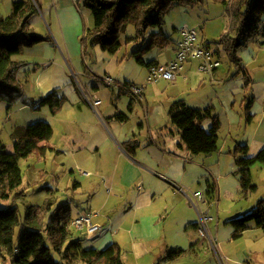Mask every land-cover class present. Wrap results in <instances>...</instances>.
Segmentation results:
<instances>
[{"label":"rangeland","instance_id":"374dc122","mask_svg":"<svg viewBox=\"0 0 264 264\" xmlns=\"http://www.w3.org/2000/svg\"><path fill=\"white\" fill-rule=\"evenodd\" d=\"M14 1L17 0H0V14L2 16H8L11 13ZM35 1L39 3V6L32 17V28L36 33L47 36L49 39L32 47L24 48L21 54L14 57L16 60L25 63L18 76L23 84L24 93L32 98L35 103L25 105L19 101L14 104L11 110H8L9 104L6 101H0V150L2 146H5L7 151H13L14 139L18 135L17 131L31 123L41 120L47 121L54 130L53 136L49 140L40 143V146H46L43 151L21 159L23 183L18 191L23 192V195L17 199V205L22 219H24L26 210L30 206H44L52 203V211H54L71 198L76 197L75 200L77 201L82 197L83 191L73 192L74 182H83L86 177L80 173L79 168L74 167V171H70L75 158L69 153L68 141H70L71 133L74 132V126L70 130L68 129L67 117L81 118L87 114L88 110L97 116L93 109L88 107V103H91L97 108L96 100H101L103 105L113 106L112 104L119 101L118 97H122L126 103H129L131 94L126 92L122 95L119 94L120 87L125 84L124 79L131 80V85L132 82H135L141 86L143 85L141 83L147 82L149 76L148 67L131 57L134 50H137L141 44H146L154 32L161 30L171 37L169 47L173 48L180 37L182 27L195 28L198 31L200 42L203 41L204 45L207 44L216 48L220 45L218 42L221 41L222 36L231 28L230 16L219 0H203L189 5L174 2L164 14L161 27L150 28L145 41L144 38L129 41L130 37L136 36L135 26L130 24L121 35L122 45L120 49L113 55L103 50L99 45H91L90 43L86 45L84 43L86 30L94 26V16L83 1L79 5L74 0L62 3H59L60 0ZM259 39L257 40L259 41ZM257 40L250 41L247 46L238 50V56L243 59L244 65L248 59L256 58V61L244 66L253 80L247 78L245 93L237 96L236 110L245 119L244 125H246L248 112L252 108L254 109L257 103H251L250 99L257 93L256 86L259 84L264 86V46L263 44L260 45ZM220 47V55H218L222 63L219 68L220 75L227 73L231 68L230 73L236 70V75L238 71L241 74L239 75L242 76V70L231 61L222 45ZM160 50L162 51L163 47L153 46L144 55L145 61L149 62L156 58ZM199 65L200 59L185 64V69L179 77H189L190 75L189 82L191 85L184 87V94H178L181 88H173L175 87L173 82L161 80L159 85L164 91L165 97L167 94L178 95L188 100L200 97L203 101L212 98L213 90H219L214 87L211 90L213 86L211 83H207L210 87L203 85L190 89L200 77L199 74H207L199 68ZM104 70L107 72L103 73ZM105 74L111 76L117 83L112 85L106 83L101 78ZM93 86L99 88L98 92H95L96 89ZM167 87L169 89L166 92ZM54 88L58 90L60 95L66 97L63 107L55 115L52 114L49 106H39L37 103L42 96ZM148 95V100L154 98L155 94L152 89L149 90ZM133 97L137 99L136 102L140 103L139 98ZM241 103L244 104L242 107L240 106ZM215 104L217 103L215 102ZM79 107L82 108L81 112ZM66 118L67 120H65ZM260 132L264 135V122L261 124ZM232 135L236 137L235 134ZM223 139L224 136L221 135V145ZM232 152L228 160L234 164ZM224 171L226 175L224 174V180H221L222 195L220 196L217 190L212 197H208V202L205 203L207 206L209 202L212 203L209 211L211 219L207 221V228L213 243L210 237H203L199 231L191 230L199 239L198 253L197 255L186 254L176 260L174 264H264L263 229L257 227L252 221L243 235L236 238L234 237L235 227L229 221L234 216L254 209L261 201L264 204V163L253 165L251 169L252 179L257 187L247 194L242 191L238 173L233 174L229 167L224 168ZM91 179L93 180L95 177L92 176L87 182H92ZM50 187H57L60 190L53 192ZM82 199L86 200L87 197L83 195ZM10 203V199H0V207L2 208L7 207ZM71 205L72 213L75 214L77 205ZM90 205L95 206V203ZM83 206L87 207V204L83 203ZM91 212L93 213V224L101 228L102 224L100 223H102L103 216L95 217L94 213L99 214V210L94 209V207H92ZM51 213L49 212L44 216L48 217ZM77 216H73V219ZM108 227L105 225L106 230L98 232V237H94L91 241L85 239L84 245L89 248L92 246L98 249L105 248L110 243L106 241H110V238L114 239L108 234ZM71 231L75 237L84 238L86 234L85 229L81 232L74 225H71ZM18 233L17 231V236ZM178 238L180 239L172 242V247H189L190 244L185 237ZM0 264L10 263L8 259L0 258Z\"/></svg>","mask_w":264,"mask_h":264},{"label":"crops","instance_id":"0c3cea01","mask_svg":"<svg viewBox=\"0 0 264 264\" xmlns=\"http://www.w3.org/2000/svg\"><path fill=\"white\" fill-rule=\"evenodd\" d=\"M62 2L68 0H60L59 3ZM180 39L181 36L173 48L169 47L170 43L165 45L157 57L150 61L167 63L173 60ZM263 41L264 39L261 38L258 43L264 46ZM209 47L219 59L220 45L216 48ZM195 59L198 58H190L186 64L192 63ZM254 61L256 58L248 59L246 65L241 62L242 76L238 71L236 75V70L230 73L231 68L227 73L220 75L219 68L222 63L211 74H199L200 77L190 89L203 85L210 87L207 83H211L213 85L211 90L213 87L219 90H213L212 98L208 101H203L200 97L188 100L185 97L169 94L165 97L159 82L166 79L151 82L148 76L147 82L141 83L144 89L143 99L139 98L140 103L136 102L134 95L122 84L119 94L125 92L131 94L129 103H126L122 97H118L119 101L112 104L113 106L103 105V102L98 100L97 108L88 103V107L93 109L97 116L88 110L81 118L67 117L68 129L74 126V132L71 133L68 141L69 153L75 158L70 171L73 172L74 167L79 168L80 173L86 177L83 182H74L73 192L81 190L82 197L83 195L87 197L86 200L81 197L77 201L74 197L67 203L77 205L73 216L91 212L92 207L99 210V214L94 215L103 216L100 223L102 226L98 232L106 230L105 225L110 226L107 231L114 239L110 238V241L106 242H110L108 245L116 242L121 246L125 264H174L176 260L160 262L159 259L163 258L169 249L175 248L172 247V242L180 239L178 237H185L190 245L188 248H176L186 250L185 255H197L199 239L191 230L199 231L201 215L207 212L209 215L212 203L209 202L208 206L205 204L208 202V197H212L217 190L218 194L222 195L221 180L223 181L226 175L224 168L229 167L233 174L237 173L239 167L235 157L234 164L228 160L230 153L239 144L249 146L248 156H255L264 148V135L260 132L261 124L264 122V86L257 85V93L250 98L251 103L257 102L254 109L249 111L252 115L251 121L246 120L244 125L245 119L236 110L237 96L245 93V81L247 78L253 80L244 66ZM106 72L104 70L103 73ZM181 75L182 73L175 80H168L173 82L175 86L173 88H181L179 95L184 94L185 86L191 85L190 75L179 77ZM118 81L120 82V79ZM124 81L128 82L127 84L131 83L127 78ZM93 88L98 92L97 86ZM150 89L157 99L148 100ZM168 89L169 87L166 88V92ZM179 98L198 108L212 106L220 120L218 151L193 155L186 148L180 134L172 127L168 114L171 103ZM243 105L240 104L241 107ZM78 109L82 111V108ZM119 113L126 114L128 118L126 120L117 118L116 115ZM212 124V119L202 122L206 130H209ZM221 135L224 136L222 145ZM92 176L95 179H91L92 182L88 183V179ZM50 188L53 192L60 190L57 187ZM211 188H215L212 195L209 194ZM197 192L204 194V200H198L195 196ZM83 203H86L87 207H84ZM93 203L95 206L90 205ZM78 230L84 231V229ZM97 233L86 240L91 241L94 237H98L99 233Z\"/></svg>","mask_w":264,"mask_h":264},{"label":"trees","instance_id":"16d2710c","mask_svg":"<svg viewBox=\"0 0 264 264\" xmlns=\"http://www.w3.org/2000/svg\"><path fill=\"white\" fill-rule=\"evenodd\" d=\"M94 16V26L85 33L86 45H99L103 50L115 54L121 47V35L130 24L135 26L136 36L130 40L144 38L152 27H161L163 16L174 2L193 4L203 0H82ZM225 6L231 19V28L218 44L222 45L231 61L239 68L242 59L238 50L250 41L264 39V0H219ZM35 0H17L12 3L8 16L0 14V101H6L8 110L21 101L25 105L35 103L23 90L18 73L25 63L14 57L24 48L32 47L49 39L32 28V17L38 10ZM171 40L162 30L154 32L146 44L134 50L131 57L148 68L155 61L146 62L144 55L155 45L164 47ZM264 42V41H263ZM143 45V46H142ZM127 84V83H126ZM66 97L52 90L38 100L39 106H49L52 114L63 107ZM168 114L174 130L193 155L211 154L219 149L220 120L212 106L198 108L183 98L175 99ZM121 120L128 116L116 115ZM212 119L213 124L206 130L202 122ZM252 115L248 112L247 122ZM13 151L5 146L0 150V199L11 200L7 207H0V258L10 264H125L121 246L114 242L105 248H89L84 238L75 237L71 231L72 206L63 203L52 211V203L44 206H30L24 219L19 213L17 199L23 195L18 189L23 183L21 159L43 151L42 141L53 136V127L47 121H37L17 131ZM249 146L239 144L232 152L238 165L239 182L244 193L254 191L251 169L256 163H264V148L255 156H248ZM215 192L211 188L209 194ZM52 212L50 216L45 214ZM235 227L234 237L243 235L254 222L264 231V204L261 201L254 209L234 216L229 220ZM17 231L18 236H17ZM186 250L169 249L159 261H175L183 257ZM159 264V263H158Z\"/></svg>","mask_w":264,"mask_h":264},{"label":"built area","instance_id":"2783aa9c","mask_svg":"<svg viewBox=\"0 0 264 264\" xmlns=\"http://www.w3.org/2000/svg\"><path fill=\"white\" fill-rule=\"evenodd\" d=\"M81 1L82 0H74V2L77 4H80ZM180 36L181 39L178 43L176 57L167 63L152 64L148 68L149 80L151 82L158 81L160 79H166L170 81L175 80V78L183 72L185 64L190 58L200 59L199 68L209 74L213 73L214 70L220 66L221 61L215 57L209 45H204L199 41L198 31L195 28L182 27L180 29ZM103 79L109 85L116 84L115 80L107 74L104 75ZM123 85L126 86L127 90L134 96L143 99V86L130 85L126 83ZM95 103L97 104L99 101L96 100ZM195 196L198 198V200H204L205 198L204 194L200 192L195 193ZM195 205H197L196 202ZM92 218V212L80 214L77 216V218L73 219L72 225L80 230L85 229V237L91 238L100 229V226L93 224ZM210 219L211 217L208 215V212L201 215L199 231L203 237H210L209 230L207 228V221ZM210 240L213 243L211 237Z\"/></svg>","mask_w":264,"mask_h":264}]
</instances>
